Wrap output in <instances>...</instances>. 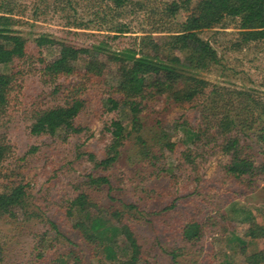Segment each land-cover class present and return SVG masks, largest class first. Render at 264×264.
<instances>
[{
  "label": "rangeland",
  "instance_id": "374dc122",
  "mask_svg": "<svg viewBox=\"0 0 264 264\" xmlns=\"http://www.w3.org/2000/svg\"><path fill=\"white\" fill-rule=\"evenodd\" d=\"M6 1L15 8L13 27L27 39L29 55L20 66L18 62L0 64V72L20 70L15 99L0 118V139L11 148L0 164V193L13 185L25 184L29 202L28 212L17 220L0 215V264H56L61 255L71 260L69 264H75L69 253L73 249L87 255L89 251L98 253L88 256L91 264L111 263L104 258L101 246L92 244L88 249L87 243L80 241L75 224L85 219L84 213L79 209H74L73 215L67 213L72 200L84 190L105 205L120 200L139 205L130 224L151 262L249 264L247 256L256 252L264 256V239L250 241L246 233L251 222L264 224V176L257 173L245 180L232 177L226 171L230 155L221 149L203 147L205 153L196 156L195 162H185L180 146L177 153L166 151L165 159L155 165L131 162L126 157L104 168L91 159V154L97 160L103 158L108 141L106 125L114 117H128L123 110L104 111L105 107L96 100L88 101L76 118L78 126L83 127L81 132H31L37 112L62 104L64 87L76 82L43 75L39 57L50 58L57 46L38 54L35 40L39 36L47 34L80 47H99V58L107 64L106 84L115 83L118 66L103 54L135 46L139 49L145 36L167 42L199 0L181 8L175 16L168 12L172 0H129L121 7L112 0ZM241 32L240 20L232 17L201 31V36L217 49L220 62L202 70L199 76L220 89H243L264 100V39L245 43ZM84 64V60L79 61L80 66ZM58 84L61 87L57 90ZM161 99L165 102L161 110L170 107L163 115L171 139L184 142V129L179 127L186 116L183 114L192 112L197 117L199 110L171 106L172 99ZM254 140V136H249L247 142L253 146ZM130 148L127 143L123 149L126 155ZM255 152L252 158L260 161ZM90 174L108 176L113 188L90 186ZM92 212L96 215L95 210ZM247 213L252 216L250 219L246 218ZM111 216L112 213L106 217ZM126 218L128 215L123 220ZM111 219L112 223L119 222ZM191 220L203 226V235L196 241L186 239L184 234ZM124 241L123 236L119 238L120 243ZM73 242H79V246L75 248ZM138 264H145L144 260Z\"/></svg>",
  "mask_w": 264,
  "mask_h": 264
},
{
  "label": "trees",
  "instance_id": "16d2710c",
  "mask_svg": "<svg viewBox=\"0 0 264 264\" xmlns=\"http://www.w3.org/2000/svg\"><path fill=\"white\" fill-rule=\"evenodd\" d=\"M112 1L121 7L129 0ZM192 1L172 0L168 5L169 15H177L181 8L190 7ZM14 14L15 8L11 2L1 0L0 64L18 62L20 66L28 59L29 51L27 39L14 30ZM228 17L240 20L243 42L264 39V0H199L187 19L180 24V30L172 33L167 42L145 36L139 42V49L135 46L103 54L118 66V79L109 84H106L104 73L107 64L102 57L99 58V47H80L55 40L47 34L39 36L35 40L38 54L57 46V52L50 58L39 57L43 75L50 79H74L76 82L64 87L62 104L37 112L31 132L35 135H54L60 130L81 132L83 127L78 126L76 118L88 101L96 100L105 107L104 111L123 110L128 117V120L114 117L106 125L108 141L103 158L97 160L91 154V159L97 165L108 169L126 157L131 162L155 165L165 159L166 151L177 153L180 146L185 162H195L196 156L205 153L203 147H209L210 150L221 149L230 155L231 163L226 166V171L232 177H244L245 180L257 173L264 176V100L247 90L220 89L199 76V72L220 62L217 49L200 33L221 24ZM82 60L85 66L79 65ZM13 70L10 73L0 72V118L15 99L20 70ZM60 87L61 84H58L55 88L58 90ZM162 97L172 99L171 106L178 104L199 110L197 117L192 112L183 114L186 115L183 116L184 121L179 123L185 133L182 143L173 141L166 128L163 112L170 107L161 110L165 103L161 102ZM249 136L255 137L253 146L247 142ZM127 143L131 147L129 155L123 151ZM255 148L257 153L251 150ZM10 152V145L0 139V164ZM252 152L260 156V161L252 158ZM251 180H248L250 184ZM87 183L96 188L105 185L110 190L113 188L112 181L106 175L90 174ZM110 198L114 199L111 195ZM28 202L26 185H13L0 193V215L17 220L28 212ZM74 209H79L85 217L75 224L80 241L87 243L88 249L92 244L101 246L104 258L111 262L109 264H138L143 260L145 264H159L149 260L147 250L143 249L138 233L130 224L135 211L140 209L138 204L120 200L117 204L111 201L105 205L91 192L84 190L72 200L67 213L73 215ZM92 210L96 215L92 214ZM111 213L112 216L107 218V214ZM127 215L128 218L123 220ZM250 216L246 214V218L250 219ZM223 217L226 219V213ZM111 218L119 222L112 223ZM184 230L189 240L196 241L203 235V226L196 220H191ZM246 233L250 241L264 239V224L251 222ZM122 236L125 241L120 243ZM239 240L245 243L244 239ZM78 243L73 242V246L76 248ZM69 253L75 264H91L87 260L92 258L88 256L98 254L89 251L87 255L76 249ZM100 260L106 263L103 258ZM70 261L61 255L56 264H69ZM247 262L264 264L263 253L247 256Z\"/></svg>",
  "mask_w": 264,
  "mask_h": 264
}]
</instances>
